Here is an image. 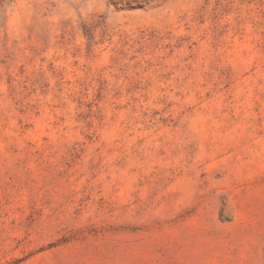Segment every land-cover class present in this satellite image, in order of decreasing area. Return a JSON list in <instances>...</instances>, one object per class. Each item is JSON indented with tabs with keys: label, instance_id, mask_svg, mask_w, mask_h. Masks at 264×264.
I'll use <instances>...</instances> for the list:
<instances>
[{
	"label": "rangeland",
	"instance_id": "374dc122",
	"mask_svg": "<svg viewBox=\"0 0 264 264\" xmlns=\"http://www.w3.org/2000/svg\"><path fill=\"white\" fill-rule=\"evenodd\" d=\"M0 264H264V0H0Z\"/></svg>",
	"mask_w": 264,
	"mask_h": 264
}]
</instances>
